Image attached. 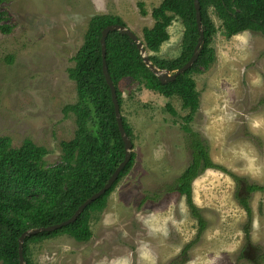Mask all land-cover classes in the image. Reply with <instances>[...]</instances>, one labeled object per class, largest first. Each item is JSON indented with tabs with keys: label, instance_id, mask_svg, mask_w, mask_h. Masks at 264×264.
I'll return each instance as SVG.
<instances>
[{
	"label": "rangeland",
	"instance_id": "1",
	"mask_svg": "<svg viewBox=\"0 0 264 264\" xmlns=\"http://www.w3.org/2000/svg\"><path fill=\"white\" fill-rule=\"evenodd\" d=\"M162 1H1L0 12L8 16L2 23L13 30H0V135L9 136L13 147L32 139L49 149L48 165L57 163L61 142L73 139L77 129L76 114L64 108L79 100L69 68L90 19L120 16L144 39ZM211 15L220 28L214 9ZM184 31L178 16L169 27L170 39L158 52L148 49L149 54L176 58ZM213 46L215 62L195 75L199 108L188 123L210 158L225 168L202 170L192 182L205 231L197 237L199 224L186 195L171 189L193 156L192 133L183 128L189 109L177 96L137 91L132 77H126L120 82L121 112L134 131L135 164L104 211L93 214L89 241L61 234L31 243L33 264H178L189 242L194 243L185 264H256L255 255L264 264V35L246 30L228 38L219 29ZM256 184L263 188L250 191ZM239 196L249 200L252 216ZM249 217L254 227L247 239L243 228ZM248 244L256 249L250 257L244 251Z\"/></svg>",
	"mask_w": 264,
	"mask_h": 264
},
{
	"label": "trees",
	"instance_id": "2",
	"mask_svg": "<svg viewBox=\"0 0 264 264\" xmlns=\"http://www.w3.org/2000/svg\"><path fill=\"white\" fill-rule=\"evenodd\" d=\"M3 0H0V2ZM204 45L199 58L193 66L180 74L174 81L162 83L146 66L140 51L132 38L119 31L107 36V64L109 73L117 89L119 103L123 106L120 82L132 77L137 91L145 88L156 91L164 98L179 97L182 107L189 109L184 117L183 128L192 133L189 122L199 108L200 92L197 90L195 75L210 68L216 60L214 38L219 29L229 38L250 30L264 35V0H200ZM214 9L221 20L218 28L211 15ZM143 15L147 11L142 8ZM155 23L144 29V42L148 49L158 52L170 39L169 27L176 17L185 25L182 49L176 58L163 59L150 55L160 68L175 70L189 61L198 43L199 31L194 0H163L152 12ZM7 12H0V30L11 33L13 26L2 23ZM125 24L120 16L109 14L94 15L85 34V42L73 57L75 65L69 68V77L76 82L78 102L66 105L64 112L76 114L77 129L73 139L61 142L60 160L48 165L46 157L49 149L38 145L32 139H25L19 147H13L9 136L0 135V263L20 264L19 237L29 229L63 222L70 218L78 207L109 180L125 156V142L122 139L116 119L111 88L103 72L101 36L110 24ZM10 60V58H9ZM167 107L177 115L171 102ZM125 129L134 142V131L127 118L122 115ZM192 160L184 172L177 178V186L172 191L186 195L193 215L197 218L199 237L207 223L196 206L192 196V182L202 170L224 166L216 164L197 133H192ZM136 154L119 174L108 191L89 204L75 220L55 231H45L26 237L24 255L27 264L31 260V243L67 234L80 242L93 237L91 219L93 214L101 213L107 207L108 198L120 180L133 168ZM228 171V170H227ZM230 175L236 176L232 171ZM253 185L250 191L262 189ZM241 205L252 216L250 202L239 196ZM251 221L244 225L247 236L251 233ZM189 242L178 258V264L188 261Z\"/></svg>",
	"mask_w": 264,
	"mask_h": 264
},
{
	"label": "water",
	"instance_id": "3",
	"mask_svg": "<svg viewBox=\"0 0 264 264\" xmlns=\"http://www.w3.org/2000/svg\"><path fill=\"white\" fill-rule=\"evenodd\" d=\"M194 5L196 8V18H197V23H198V31H199V38H198V43L195 46L193 55L189 59L188 62H186L183 66H181L178 69L171 70L168 68H160L158 65H156L152 59L151 56L148 52V48L144 42V39H142L133 29H131L128 25L126 24H120V23H114L110 24L107 27H105L102 31V36H101V45H102V55H103V72L106 77V81L108 85L111 88L112 92V100L114 102L115 106V113H116V119L118 122L119 130L122 136L123 141L125 142V156L121 163L118 165L116 170L113 172L107 183L97 192H95L92 196L87 198L75 211V213L68 218L67 220L63 222H59L56 224L48 225V226H40L36 228H32L29 230L24 231L21 236L19 237V260L20 264H27V261L25 259L24 255V243L25 239L28 236L35 235L41 232L45 231H55L57 229H60L70 223L75 222V220L81 215V213L85 210V208L91 204L93 201L98 199L100 196H102L106 191L110 189V187L113 185V183L117 180L119 177V174L121 171L125 168V166L128 164V162L132 158V152L134 150V142L132 141L131 137L127 133L124 122H123V117H122V112H121V106L119 103L118 95H117V89L114 84V81L111 77V74L109 73V68L107 64V36L109 35L110 32L112 31H119L121 34H126L130 38L134 40L136 43L140 55L146 64L148 68L160 79L162 83L174 81L180 74L184 73L188 69H190L193 64L196 62V60L199 58L200 52L203 48L204 45V29H203V24H202V15H201V3L200 0H194Z\"/></svg>",
	"mask_w": 264,
	"mask_h": 264
},
{
	"label": "flooded vegetation",
	"instance_id": "4",
	"mask_svg": "<svg viewBox=\"0 0 264 264\" xmlns=\"http://www.w3.org/2000/svg\"><path fill=\"white\" fill-rule=\"evenodd\" d=\"M252 246H253L252 244H248V246L246 247V249H245L246 256L250 257V255H247L248 252H250L249 254H251V252H255L256 251L255 247H252ZM251 257L254 259L256 264H259V261L257 260L258 259V255L251 256Z\"/></svg>",
	"mask_w": 264,
	"mask_h": 264
},
{
	"label": "clouds",
	"instance_id": "5",
	"mask_svg": "<svg viewBox=\"0 0 264 264\" xmlns=\"http://www.w3.org/2000/svg\"><path fill=\"white\" fill-rule=\"evenodd\" d=\"M243 32H245V31H243ZM243 32H242V33H243ZM239 34H241V33H239ZM195 179H196V178H195ZM195 179H194V180H195ZM176 191H177V190H176ZM178 192H179V191H178ZM247 221H248V220H247ZM245 224H246V223H245ZM252 227H254V225H253V220L251 221V228H252ZM252 230H253V229H251V233H252ZM254 230H255V229H254ZM255 231H256V230H255ZM251 233L249 234V236L246 235L247 239H250V235H251ZM245 234H246V233H245ZM244 251H245V249H244Z\"/></svg>",
	"mask_w": 264,
	"mask_h": 264
}]
</instances>
